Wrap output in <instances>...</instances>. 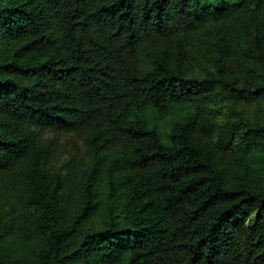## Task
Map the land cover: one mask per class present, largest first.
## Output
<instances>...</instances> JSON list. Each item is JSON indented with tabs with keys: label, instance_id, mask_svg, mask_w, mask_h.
I'll use <instances>...</instances> for the list:
<instances>
[{
	"label": "trees",
	"instance_id": "trees-1",
	"mask_svg": "<svg viewBox=\"0 0 264 264\" xmlns=\"http://www.w3.org/2000/svg\"><path fill=\"white\" fill-rule=\"evenodd\" d=\"M225 100L264 106V0H0V264H264V119Z\"/></svg>",
	"mask_w": 264,
	"mask_h": 264
},
{
	"label": "rangeland",
	"instance_id": "rangeland-1",
	"mask_svg": "<svg viewBox=\"0 0 264 264\" xmlns=\"http://www.w3.org/2000/svg\"><path fill=\"white\" fill-rule=\"evenodd\" d=\"M245 109L249 116L256 120L264 119V106L247 105L242 102L234 103L233 101L225 100L219 106L218 119L224 120L232 116V110ZM186 113L185 109H181L171 115L161 117L157 112L148 110L142 114V117L155 128L164 142L167 141V134L175 123ZM41 136L49 143L47 155V164L54 169H59L64 173H69L70 170L76 168L77 164L87 162L89 155L83 143L73 134H56L49 131H41ZM105 211L86 222L83 227L89 225L99 226L102 222ZM71 214L69 212L66 217Z\"/></svg>",
	"mask_w": 264,
	"mask_h": 264
}]
</instances>
